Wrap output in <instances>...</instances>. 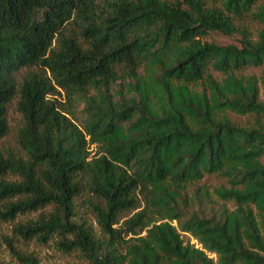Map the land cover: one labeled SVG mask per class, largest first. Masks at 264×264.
<instances>
[{
    "label": "trees",
    "instance_id": "1",
    "mask_svg": "<svg viewBox=\"0 0 264 264\" xmlns=\"http://www.w3.org/2000/svg\"><path fill=\"white\" fill-rule=\"evenodd\" d=\"M246 16L264 24V0H0V140L13 99L23 119L0 219L49 205L14 231L57 234L77 264H264V70L243 73L264 27L252 38ZM86 194L99 232L77 218Z\"/></svg>",
    "mask_w": 264,
    "mask_h": 264
},
{
    "label": "rangeland",
    "instance_id": "2",
    "mask_svg": "<svg viewBox=\"0 0 264 264\" xmlns=\"http://www.w3.org/2000/svg\"><path fill=\"white\" fill-rule=\"evenodd\" d=\"M245 26L248 27L251 37L256 38V33L264 24L252 19L249 16H246L243 21ZM239 34H234L233 36H226L222 33H212L209 36H206L207 40H215L218 42L226 43V42H236L238 43ZM264 70V63L260 66L249 67L244 70L245 74H254L257 77L260 76L261 72ZM27 72L26 68H20L16 73V78L20 80L22 76ZM261 99L264 100L263 90L260 92ZM62 101H65V97L62 93L60 97ZM81 107V106H80ZM80 107L75 111L74 119L77 123H80ZM227 115L237 122L238 124H246L247 121L251 120L250 117L239 115L232 111H228ZM73 117V115H69ZM23 119L21 113L18 111L16 107V99H13L7 106V131L5 135L0 140V153L3 155H7L8 153H13L18 151V145L16 142L18 128L22 125ZM91 153L95 151L94 146H91ZM262 162L264 163V154L261 157ZM6 179H16L14 175H6ZM201 183H204L210 190L213 187L225 184V179L222 177H218L216 175L210 174L205 175L202 178ZM88 201H94V198L87 196H83V198H79L75 204V211L78 219H84L87 223L91 224V226L95 229V231L99 232L98 224L94 219V214L91 211V207L88 204ZM229 207H232L231 203H228ZM51 207L49 205L43 207L42 209L34 210L31 212H25L19 214L13 220H2L0 219V259L2 263H12V264H23L21 260H19L16 256H14L7 245L5 238L11 239L15 248L19 250L22 257H30L31 259H35L38 264H77L81 262H86V259L83 257V254L77 250H64L59 246L56 241L60 238L57 234L52 235L49 239L42 241L37 240L35 237L27 239L23 237L21 234H18L14 231V226L18 222L26 223L29 220H37L40 215L45 214L49 211ZM134 211L125 212L123 218L130 216ZM182 238L184 242L196 243V239L190 237L187 233L182 234ZM212 255V254H211Z\"/></svg>",
    "mask_w": 264,
    "mask_h": 264
}]
</instances>
